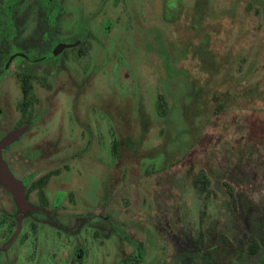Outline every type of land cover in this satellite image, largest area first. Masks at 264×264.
<instances>
[{
  "label": "rangeland",
  "instance_id": "obj_1",
  "mask_svg": "<svg viewBox=\"0 0 264 264\" xmlns=\"http://www.w3.org/2000/svg\"><path fill=\"white\" fill-rule=\"evenodd\" d=\"M232 2H67L61 35L85 28L86 52L37 62L47 77L32 89L31 110L44 115L7 149L29 180L60 168L42 186L49 208L58 190L69 193L57 218L34 206L16 232L0 219V264H264V93L242 92L202 128L197 122L195 136L190 122L186 75L199 63L186 54L207 59L212 25L224 47L234 41L235 75L258 47L236 37L240 21L225 23ZM33 6L20 11L27 47L49 50L44 12L32 14ZM255 7L241 19L264 38V11ZM260 54L250 80L264 78V44ZM16 67L0 84L9 97L0 134L20 123ZM200 172L204 189L192 181Z\"/></svg>",
  "mask_w": 264,
  "mask_h": 264
},
{
  "label": "flooded vegetation",
  "instance_id": "obj_2",
  "mask_svg": "<svg viewBox=\"0 0 264 264\" xmlns=\"http://www.w3.org/2000/svg\"><path fill=\"white\" fill-rule=\"evenodd\" d=\"M69 0H0V84L4 76H6L8 69L11 66L13 68L15 80L18 83V105L17 110L19 112V124L4 130L0 134V141L5 136L15 135L13 139L4 143L0 148V158L13 175L18 178L24 186V195L26 199V205L20 206L16 204L11 191L0 182V219L3 224H6L9 229L10 224H14V231H18L21 228L22 220L29 216L32 212H37L35 207L42 208L49 216L57 218V209L61 202V199L65 194L64 189L57 191V195L52 196V207L47 206L48 196L43 191L42 186L48 181V179L57 173H59V167H53L43 174L30 179L28 174H18L21 172L20 167L15 162V158L8 152V147L15 145L20 139L24 137V133L33 125L38 117H42L44 113H33L31 106L33 100H31L32 89L35 83L39 79H46L45 74H38L34 69L37 66V62L40 61H58L59 59L65 61V57L71 52V49H76L77 53H84L87 49V43L89 42L86 37V29L80 28L76 36L70 34L61 35L60 17L68 13L66 11V4ZM31 3L33 6V13H39V10L44 12V25L41 31V39L47 40L50 44V49H40L34 45L27 47L24 32V20L21 21V12H23ZM36 4V5H35ZM38 8V9H37ZM21 11V12H20ZM50 26V30H49ZM49 30V31H48ZM63 33V32H62ZM47 34H50L48 38ZM61 35V36H60ZM25 42V43H24ZM77 42L76 45H73ZM86 43V44H85ZM64 58H63V57ZM55 67L52 71H54ZM55 70L54 73H57ZM47 82V80L45 81ZM41 82H38L39 84ZM7 89H0V122L6 115L5 105L3 104L7 95ZM9 94V93H8ZM68 95V93H66ZM68 100V98H65ZM3 104V105H1ZM58 103L56 104V107ZM56 110V109H55ZM10 151V150H9ZM68 167V165H66ZM36 189L38 194V201L31 200V193ZM35 206V207H34ZM55 220V219H54ZM168 220L164 221V228L173 232V227H168ZM159 225V224H158ZM160 227V226H159ZM162 228V227H161ZM174 233V232H173ZM124 235V234H123ZM7 242L3 243L0 248H5Z\"/></svg>",
  "mask_w": 264,
  "mask_h": 264
},
{
  "label": "trees",
  "instance_id": "obj_3",
  "mask_svg": "<svg viewBox=\"0 0 264 264\" xmlns=\"http://www.w3.org/2000/svg\"><path fill=\"white\" fill-rule=\"evenodd\" d=\"M232 3L233 6L224 8V11L230 14L225 15V17L229 18L228 21L226 18L227 22L225 23H228L229 21L238 23L240 21V24L243 26L237 28L238 32L236 33V37H242L243 39H247L250 42L258 40V47L253 52L254 54L252 55L249 63L250 68H257L260 63V50L264 44V38L260 33L257 32L258 25L256 26L257 28L252 31L249 24L244 23L245 20L242 21L241 18L243 14L242 10H245V7L247 6L248 8H251L254 3L258 4V7H255L254 10L256 12H263L264 0H233ZM212 28L213 29L211 32L208 31L205 33H211L209 44L205 47V49H207L206 53H208L205 57L207 59H200L199 55L194 52L191 54H186V62H188L189 59L191 62L199 63L198 73L195 71V69L191 71V69L188 68L189 74L187 73L186 75L187 81L193 89L191 92L193 107L192 114L190 115V122L194 123V125H192L194 136L198 134V128L196 129L197 122L201 123L199 128H202L211 114L221 111L228 104L233 102V100H236L238 95H240L242 92H244V94L251 95H261V93H264V78H262V80H250L247 75V72L250 68H247V70H244L238 75L228 71V68L232 65L234 60V55L237 54L235 47H233L234 41L232 40L231 44L228 45V47L231 48L224 47L225 44L219 42L222 40L224 35L222 38H220L221 35L218 34V27L216 26L215 28V26L212 25ZM214 32H216V38H218V40L213 37ZM216 48L217 53H215ZM182 62L183 61H181V63ZM202 75L204 76L202 77ZM222 86L223 88H221ZM157 104H161V102L157 101ZM198 116L199 118H197ZM192 181L197 187L199 186V182L203 183V186H199L198 188L204 189L206 187L205 182H207V176L204 172H200V174L194 175ZM257 246L258 245H256L255 248Z\"/></svg>",
  "mask_w": 264,
  "mask_h": 264
},
{
  "label": "water",
  "instance_id": "obj_4",
  "mask_svg": "<svg viewBox=\"0 0 264 264\" xmlns=\"http://www.w3.org/2000/svg\"><path fill=\"white\" fill-rule=\"evenodd\" d=\"M14 137L15 135L5 136L0 141V148L4 143L10 141ZM0 182L11 191L14 200L16 204L19 205V207L27 204L24 195V186L22 182L13 175V173L8 169V167L4 164L1 158H0Z\"/></svg>",
  "mask_w": 264,
  "mask_h": 264
}]
</instances>
